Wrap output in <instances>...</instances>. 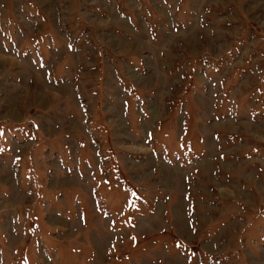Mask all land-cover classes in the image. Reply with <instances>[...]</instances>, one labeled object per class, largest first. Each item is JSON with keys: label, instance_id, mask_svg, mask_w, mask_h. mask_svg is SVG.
I'll use <instances>...</instances> for the list:
<instances>
[{"label": "rangeland", "instance_id": "374dc122", "mask_svg": "<svg viewBox=\"0 0 264 264\" xmlns=\"http://www.w3.org/2000/svg\"><path fill=\"white\" fill-rule=\"evenodd\" d=\"M0 264H264V0H0Z\"/></svg>", "mask_w": 264, "mask_h": 264}]
</instances>
